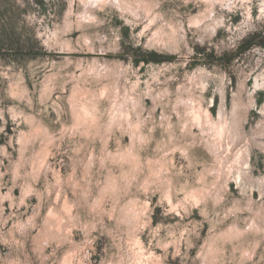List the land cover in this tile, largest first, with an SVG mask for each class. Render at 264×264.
<instances>
[{
	"label": "rangeland",
	"instance_id": "1",
	"mask_svg": "<svg viewBox=\"0 0 264 264\" xmlns=\"http://www.w3.org/2000/svg\"><path fill=\"white\" fill-rule=\"evenodd\" d=\"M263 28L264 0H0V264H264Z\"/></svg>",
	"mask_w": 264,
	"mask_h": 264
},
{
	"label": "trees",
	"instance_id": "2",
	"mask_svg": "<svg viewBox=\"0 0 264 264\" xmlns=\"http://www.w3.org/2000/svg\"><path fill=\"white\" fill-rule=\"evenodd\" d=\"M37 1V0H36ZM256 37H260V38H264V28L254 31L253 33L248 34L247 38L243 41V46L248 48L251 47L253 45H256L257 43H262L260 41H255ZM249 43V44H248ZM244 47L242 49H244Z\"/></svg>",
	"mask_w": 264,
	"mask_h": 264
}]
</instances>
